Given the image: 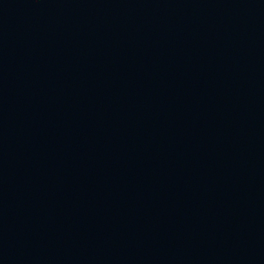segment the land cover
<instances>
[{"label": "water", "instance_id": "1", "mask_svg": "<svg viewBox=\"0 0 264 264\" xmlns=\"http://www.w3.org/2000/svg\"><path fill=\"white\" fill-rule=\"evenodd\" d=\"M0 264H264V0H0Z\"/></svg>", "mask_w": 264, "mask_h": 264}]
</instances>
